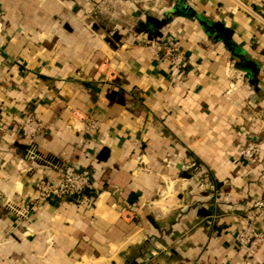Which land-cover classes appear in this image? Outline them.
I'll return each mask as SVG.
<instances>
[{"label":"crops","instance_id":"crops-1","mask_svg":"<svg viewBox=\"0 0 264 264\" xmlns=\"http://www.w3.org/2000/svg\"><path fill=\"white\" fill-rule=\"evenodd\" d=\"M263 11L0 0V264H264V242L244 260L233 241L236 209L264 189V143L257 160L238 157L250 135L264 141L248 126L264 109ZM138 35L178 41L181 68ZM25 110L44 123L32 141L18 130ZM66 165L92 169V198L36 201V180Z\"/></svg>","mask_w":264,"mask_h":264},{"label":"built area","instance_id":"built-area-1","mask_svg":"<svg viewBox=\"0 0 264 264\" xmlns=\"http://www.w3.org/2000/svg\"><path fill=\"white\" fill-rule=\"evenodd\" d=\"M88 1L99 3L101 0ZM137 39L140 46L147 51L150 57L164 59L175 70L181 68L184 55L178 41L165 44L145 36L139 37V35ZM98 126V122L95 119L85 118L83 119L81 131L86 135L92 136ZM250 126L257 128L258 125L250 123ZM259 128L261 129V127ZM18 130L25 140L32 141L43 134L44 123L39 117L25 110L22 112ZM263 143L262 140L245 141L238 149V157L241 162L251 163L257 160L261 156ZM98 148H101V144L98 145ZM92 175V169L77 170L72 165H66L56 170L53 178L39 177L36 180L34 187L35 200L38 202L53 200L55 203L63 201L79 203L87 197L92 198L89 194L96 191ZM164 194H169V192L166 191L165 193L164 191ZM130 205L132 207L137 206V201H132ZM122 210L125 212V209ZM236 216L240 226L234 234L233 241L244 260H248L255 256L260 245L264 242V233L259 232L256 228V223L264 216V189L252 199L246 209H236Z\"/></svg>","mask_w":264,"mask_h":264},{"label":"rangeland","instance_id":"rangeland-1","mask_svg":"<svg viewBox=\"0 0 264 264\" xmlns=\"http://www.w3.org/2000/svg\"><path fill=\"white\" fill-rule=\"evenodd\" d=\"M94 4L98 5V3H94ZM248 123H249L248 126H250V123L258 125L257 128H254V127L251 128L253 131H259V132L264 131V109H262L260 113H256L255 115H253L252 118L249 119ZM259 127H261V129Z\"/></svg>","mask_w":264,"mask_h":264},{"label":"water","instance_id":"water-1","mask_svg":"<svg viewBox=\"0 0 264 264\" xmlns=\"http://www.w3.org/2000/svg\"><path fill=\"white\" fill-rule=\"evenodd\" d=\"M250 138H251L252 140H255V139H256V137H255V136H252V135H250Z\"/></svg>","mask_w":264,"mask_h":264}]
</instances>
